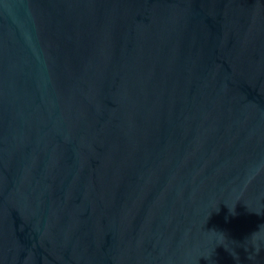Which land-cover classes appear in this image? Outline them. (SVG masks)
Returning <instances> with one entry per match:
<instances>
[{
  "label": "water",
  "instance_id": "water-1",
  "mask_svg": "<svg viewBox=\"0 0 264 264\" xmlns=\"http://www.w3.org/2000/svg\"><path fill=\"white\" fill-rule=\"evenodd\" d=\"M0 264H264V0H0Z\"/></svg>",
  "mask_w": 264,
  "mask_h": 264
}]
</instances>
